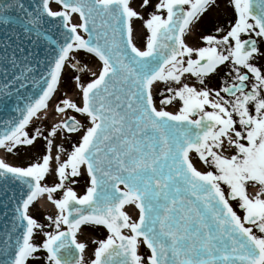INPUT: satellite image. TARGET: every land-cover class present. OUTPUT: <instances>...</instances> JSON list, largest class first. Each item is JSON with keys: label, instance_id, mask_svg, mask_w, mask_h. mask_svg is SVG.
<instances>
[{"label": "snow or ice", "instance_id": "6c2138e0", "mask_svg": "<svg viewBox=\"0 0 264 264\" xmlns=\"http://www.w3.org/2000/svg\"><path fill=\"white\" fill-rule=\"evenodd\" d=\"M224 5L233 18L201 45L188 37L218 0H142L147 18L132 0L0 3L14 25L0 40V150L45 148L27 165L0 158V264H264V0ZM81 50L98 71L53 105L65 68H87ZM49 109L63 116L50 128ZM42 197L56 210L45 222ZM85 225L107 230L91 258Z\"/></svg>", "mask_w": 264, "mask_h": 264}, {"label": "rangeland", "instance_id": "374dc122", "mask_svg": "<svg viewBox=\"0 0 264 264\" xmlns=\"http://www.w3.org/2000/svg\"><path fill=\"white\" fill-rule=\"evenodd\" d=\"M141 4H142V0H132V6L136 8L137 11H141L147 18V13L150 12V9L149 7L142 8ZM218 4L220 5L219 7H213V9H211L209 12L213 13L216 16V19H218L219 24L226 26L228 21L233 18L231 9L225 8L224 0H218ZM145 35L146 33H145V30L142 28L141 22L139 20H136L135 21L134 42H136L137 45L140 46L141 48H143L144 46ZM137 36H139L140 39H137ZM76 59L80 60L81 67H83L84 65H87V68L83 72H77L76 70L72 69L70 66L65 68V71L63 74L64 82L61 85L60 91L56 94V99L52 103L53 105H55L61 98H64L65 93L67 94V98H72L78 101L79 100V90L75 87L74 77L76 75H80L82 82H88L91 78H93L91 73L93 71H98L100 67L99 60L94 57L87 56L83 52V50H81V52L76 57ZM223 71H224V66L221 67V73H223ZM208 86L218 87L219 86L218 78L213 77V79L209 82ZM159 88H160V85H159ZM158 92L159 91H157V93ZM157 95H158L157 103L159 104V99H161L162 97L159 96V93ZM172 107H173L172 105H169V108H172ZM173 108L175 111L176 110L175 107ZM69 114H71V112ZM60 119H63V116L61 114L55 113L53 109H49L48 117L46 119H43V125L50 128L53 123L59 121ZM34 123L39 125L41 122L35 121ZM75 139L76 137L71 138L72 141H74ZM58 141H59V138H58ZM65 147L70 150L71 143L69 141H65ZM1 151H2L3 158H5L8 162L14 165H27L29 162L36 160L37 157H39L40 155L44 153L45 151L44 141L39 140L33 147H30V148L22 146L18 149V151L15 154H6L3 150ZM193 162L198 169L208 170L206 165H204L198 159V157L194 158ZM47 180H48V183L51 184L53 182V177ZM48 202L50 206L46 210H44L46 212L44 213V216L48 214H53L56 211L54 205H52L50 201ZM38 210H39V204L35 203L32 208V211H34V213L33 212L32 213L36 217L38 216L40 218L41 216L39 215ZM133 219L135 218L133 217ZM40 220L42 222H45L42 219ZM95 229L98 230V227L95 226ZM90 232H91L90 229H88L87 232H84L82 234V238H91L92 232L91 233ZM142 250H144L145 253L148 252V250L145 247L142 248Z\"/></svg>", "mask_w": 264, "mask_h": 264}, {"label": "flooded vegetation", "instance_id": "af4514ba", "mask_svg": "<svg viewBox=\"0 0 264 264\" xmlns=\"http://www.w3.org/2000/svg\"><path fill=\"white\" fill-rule=\"evenodd\" d=\"M156 0H152V3L155 4ZM150 11H152L153 9L151 7H149ZM218 19H216V16L211 13V12H208L204 18L202 19L201 23L199 24V26L197 27V29L188 37V42L190 44H194V43H199V44H203L202 41L199 40V37L203 34H210L212 32H214V27L213 25L215 23H218ZM258 65H264V59H258L257 61H255ZM165 85L163 83H160V88H159V92L161 91H164L165 90ZM158 92V93H159ZM165 94L167 95V93L165 92ZM158 96V95H157ZM169 107V105L167 106ZM230 154H234V153H230ZM53 176H49L46 178L47 179H51ZM54 179V177H53ZM48 182V180H47ZM86 183H87V180H86V177H81L80 178V183L78 185H74L73 187L77 190L78 194H83L85 188H86ZM249 193L251 195H255V193L257 191H259V186L256 185V186H249ZM57 196H59L60 194H56ZM239 211V209H237ZM34 213V211H32ZM38 213L39 215L41 216L40 218L37 216L38 219H42L44 221V212L41 211V210H38ZM35 216V215H34ZM98 227V230L95 229V226H90V225H85V226H82V234L84 232H87L88 229H90V231L92 232V237L91 238H82V234L79 236V239L82 240V241H85V242H89V248L87 250V255L88 257H92V253H93V250L95 248L96 245L94 244H91L90 241L92 239H103V238H106L107 236V230L106 228H104L103 226H97ZM90 232V233H91ZM90 237V235H89Z\"/></svg>", "mask_w": 264, "mask_h": 264}, {"label": "water", "instance_id": "95a60500", "mask_svg": "<svg viewBox=\"0 0 264 264\" xmlns=\"http://www.w3.org/2000/svg\"><path fill=\"white\" fill-rule=\"evenodd\" d=\"M10 0H0V3H8ZM9 15L15 16L17 13L15 12H9ZM14 25H5L3 23H0V40H4L8 34H10L11 28H13ZM2 54V53H0ZM41 54L43 55V48H41ZM8 113L0 112V121L7 119Z\"/></svg>", "mask_w": 264, "mask_h": 264}, {"label": "bare ground", "instance_id": "6f19581e", "mask_svg": "<svg viewBox=\"0 0 264 264\" xmlns=\"http://www.w3.org/2000/svg\"><path fill=\"white\" fill-rule=\"evenodd\" d=\"M79 18L78 16L76 17V21L78 22ZM137 39H140L139 36H137ZM59 142V141H58ZM0 158H3V155H2V151L0 150ZM39 206L42 208V209H47L50 204L49 202L47 201L46 197H42L40 198V201H39ZM125 211H127L129 213L130 216L132 217H137V211L135 210L134 211V208L133 206H129V207H126Z\"/></svg>", "mask_w": 264, "mask_h": 264}]
</instances>
